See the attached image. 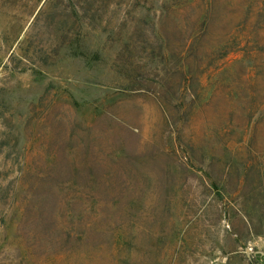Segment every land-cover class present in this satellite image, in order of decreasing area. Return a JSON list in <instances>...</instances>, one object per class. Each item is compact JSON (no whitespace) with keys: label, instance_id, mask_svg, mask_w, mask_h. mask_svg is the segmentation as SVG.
Here are the masks:
<instances>
[{"label":"rangeland","instance_id":"obj_1","mask_svg":"<svg viewBox=\"0 0 264 264\" xmlns=\"http://www.w3.org/2000/svg\"><path fill=\"white\" fill-rule=\"evenodd\" d=\"M0 264H264V0H0Z\"/></svg>","mask_w":264,"mask_h":264}]
</instances>
